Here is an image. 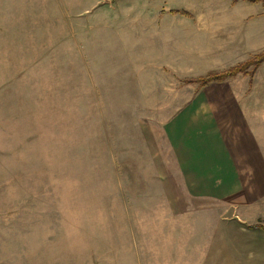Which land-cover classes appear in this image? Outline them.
Segmentation results:
<instances>
[{"label": "rangeland", "instance_id": "obj_1", "mask_svg": "<svg viewBox=\"0 0 264 264\" xmlns=\"http://www.w3.org/2000/svg\"><path fill=\"white\" fill-rule=\"evenodd\" d=\"M234 11L264 7L0 0V264H153L168 251V236L159 242L151 226L139 225L149 234L142 239L137 229L141 221L175 218L164 210L147 140L199 88L189 83L196 78L154 77L168 53L160 46L168 27L222 25ZM172 47L171 61L187 64L182 45ZM244 80V105L264 149V78ZM232 214L224 209L217 218ZM213 217L196 213L191 220ZM192 229V243L175 246L183 260L189 249L199 254L211 245L207 227ZM194 256L192 264L208 261Z\"/></svg>", "mask_w": 264, "mask_h": 264}, {"label": "crops", "instance_id": "obj_2", "mask_svg": "<svg viewBox=\"0 0 264 264\" xmlns=\"http://www.w3.org/2000/svg\"><path fill=\"white\" fill-rule=\"evenodd\" d=\"M226 18L230 21L222 25L208 23L183 32L168 27V42L160 46L168 53L162 55L165 61L158 64L154 77L179 74V78H200L226 71L264 52V12L234 11L226 13ZM185 42L199 44V50L186 48L189 46ZM173 45H182L178 50L184 52L187 64L176 66L175 60L171 61ZM246 78L250 76L241 74L198 89L186 105L150 132L147 142L156 178L167 198L163 207L175 217L137 223L142 239L145 232L149 234L139 225L151 226L149 232L156 238L159 235V242L168 236V251L162 250L153 264H192L194 255L199 256L196 260H208L206 264H225L226 259L240 260L232 264H245L246 260L264 264V231L250 229L264 218V149L244 105ZM252 78H264V64ZM242 89L245 91L241 93ZM224 209L232 211L231 217L217 218ZM196 213L214 217L202 222L197 219L193 224L191 217ZM193 226L208 228L205 238L211 245L199 254L189 249L183 260L175 246L192 243ZM166 256L171 261L166 262Z\"/></svg>", "mask_w": 264, "mask_h": 264}, {"label": "trees", "instance_id": "obj_3", "mask_svg": "<svg viewBox=\"0 0 264 264\" xmlns=\"http://www.w3.org/2000/svg\"><path fill=\"white\" fill-rule=\"evenodd\" d=\"M235 2H246L250 4H262L264 5V0H234ZM174 15H180L182 17L190 18L191 14H189L186 11H172L171 12ZM264 64V52L254 56L253 58L249 59L248 61L239 64L235 67H232L226 71L219 72V73H211L204 77L191 79L189 83L191 84H198V88H203L206 85H209L211 83H220L225 82L233 77H236L238 75H246L250 76V83L252 82V77L257 71L259 67H261ZM250 229H259L264 231V225H256L251 226Z\"/></svg>", "mask_w": 264, "mask_h": 264}]
</instances>
